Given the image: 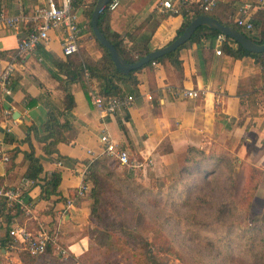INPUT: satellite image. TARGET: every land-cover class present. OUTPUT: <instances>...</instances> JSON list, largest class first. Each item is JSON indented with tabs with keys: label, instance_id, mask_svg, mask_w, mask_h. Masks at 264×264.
Instances as JSON below:
<instances>
[{
	"label": "crops",
	"instance_id": "1",
	"mask_svg": "<svg viewBox=\"0 0 264 264\" xmlns=\"http://www.w3.org/2000/svg\"><path fill=\"white\" fill-rule=\"evenodd\" d=\"M158 1L153 4V11L157 18L163 19L159 20L151 36V51L170 43L184 21L181 14H158L155 11ZM248 1L218 0L217 6L210 11L211 17L222 22L232 20L241 15L239 9ZM74 2L72 6L80 25H86L85 6L75 8ZM45 3L46 0H0V10L7 15L30 16ZM141 9L133 11L136 21L149 12L148 6ZM128 14L129 10L124 6L111 12V28L121 35L134 27L127 24ZM246 16L252 22L253 30V20L264 19V6L251 9ZM32 26L33 23L29 22L14 28H0V73L9 61L15 62V70L8 82L11 94L4 97L0 105V188H21L24 199L33 205L32 213L25 216L19 208L10 210L0 204V245L9 243L8 230L15 223L32 231L45 228L75 256L88 250L89 237L83 230L92 222L91 201L87 194L78 197L76 193L85 182V169L93 161L88 150L96 153L101 150V133H107L117 147L128 151L131 157L153 160L145 170L133 173L139 174L143 181L152 175L158 178L165 173L178 172L189 146L207 151L214 143L234 152L240 161L264 171V73L251 56L233 58L223 52L217 55L216 37L201 38L199 43L189 42L181 49L178 55L181 68L173 57L164 64H152L154 101L149 99L145 71L137 75L140 85L133 104L128 109L105 116L100 115L91 95L88 98L79 84H69L74 105L66 114L69 127L64 136L67 141L57 145L64 159L58 160L55 154L46 155L42 150L43 144L28 128L37 127L40 137L39 128L45 123L47 112L65 107V93L58 79L63 76L57 69V62L65 59L61 48L63 29L52 28L46 42L30 53L17 55L20 39ZM80 48L99 56L88 28L80 38ZM96 86V82L89 83V94H99ZM184 89L204 93L191 98L180 93ZM31 146L40 158L43 168L41 179L55 171L60 173L57 193L47 200L39 198L40 185L24 177L27 168L25 153ZM69 198L73 205L66 208ZM50 249L59 258L55 250ZM24 253L28 252L15 244L3 254L0 252V264H5L2 258L7 256H11V264H21Z\"/></svg>",
	"mask_w": 264,
	"mask_h": 264
},
{
	"label": "trees",
	"instance_id": "2",
	"mask_svg": "<svg viewBox=\"0 0 264 264\" xmlns=\"http://www.w3.org/2000/svg\"><path fill=\"white\" fill-rule=\"evenodd\" d=\"M74 7L83 5L86 25L90 33V37L94 40L95 48L99 56L88 53L84 48H80L79 53L65 56L64 60L57 62L58 74L63 77H58L61 83V89L65 93V107L62 110L53 109L47 112L45 123L39 128L42 135L38 137V129L35 126H30L29 131H33L37 136V141L42 143V150L46 155L55 154L58 160L64 159L57 150V145L66 142L64 136L65 131L69 127V122L66 119V114L73 107V96L69 90V84L77 83L83 88L85 94L90 98L89 83L96 82L97 90L103 97L123 96L129 93L136 95L140 81L137 77L139 73L145 71L147 75L148 91L150 93V100H155V85H154V70L152 62H159L164 64L168 58L173 57L175 63L181 68V62L178 59L179 51L187 46L189 42H200L201 38H214L219 33L206 26H201L195 30L190 39L179 46L174 52L164 55L151 61L137 70H132L128 74H122L114 65L108 50L100 44L94 36L90 17L97 0H91L86 4L83 0H74ZM73 2V0H72ZM111 12L107 9L100 13L98 19V27L105 37L113 44L119 54L128 63H135L140 58L147 55L151 49L149 42L154 29L162 20L163 17L158 18L150 14L141 19L139 23L121 35L111 28ZM232 12V11H231ZM206 14L212 16L210 12H204L197 6H190V13L182 12L184 18L183 23L176 32V37L180 35L190 19L195 15ZM232 14V13H230ZM233 15V14H232ZM221 24L231 26L238 31L248 36L256 43H264V19L253 20V30L245 33L241 26H238L234 18ZM221 53H225L233 58H241L243 56H251L261 65L264 73V52L251 53L242 48L237 42L229 37H225V41L220 46ZM125 88L128 90L126 91ZM157 105V104H155ZM63 118V121H61ZM231 151L225 149L218 143H214L205 151L193 146H189L182 164L178 168L179 177L173 180L168 186L177 192V187L184 188L186 194L184 195V205L188 197L192 195L193 186H198L197 189L203 188V180L211 175L216 174V168L230 164L228 159ZM27 161V168L24 177L32 181L34 184H39L41 193L39 198L43 200L49 199L51 195L57 193V188L60 182V173L55 171L41 179L43 168L40 158L35 155L34 148L31 146L30 151L25 153ZM110 159L107 157L97 158L90 162L85 169L84 179L89 186L86 193L87 198L91 201L90 204V218L94 225L101 229L106 237V252L121 253L122 247L119 244L120 236L123 240L134 244L138 250L134 256L139 264H176L166 261L160 256V252L167 247H172V240L169 237H162L161 248L154 249L152 244L145 241H139L131 233L126 234L125 228H133L135 216L139 214V206L133 200L126 198L120 188L116 186V182H132L130 175L133 173L127 168H123L126 177L118 176L114 171L109 169L107 162ZM250 165L248 174L245 176L242 192L238 197L229 196L224 202L219 204L217 210H220L224 218H217L215 224L208 222L207 224H199L194 221L192 224H199L200 227H209L211 234L208 235V242L218 250V255H221L228 264H264V212L253 217L248 221L247 209L258 189L259 182L264 181V171ZM10 163L12 164V157ZM230 166V165H229ZM165 177V176H164ZM42 180V183H40ZM192 182L193 185L190 183ZM133 184V183H132ZM133 187L139 188L138 185L133 184ZM140 195L144 196V192L150 191L147 188H141ZM161 191L155 192L154 200L157 202L160 198ZM183 191L178 190V195H182ZM165 202L173 206L172 200L175 199L173 192H166ZM0 204L5 207L4 200L0 198ZM243 208V210H241ZM240 212L242 215L240 216ZM216 230V231H215ZM219 234V235H214ZM175 244V242H174ZM181 244H183L181 242ZM2 246H6L4 243ZM90 248L81 255L87 254ZM173 249L177 254L174 246ZM226 252V253H225ZM197 255V254H196ZM139 256V257H138ZM198 256V255H197ZM21 264H75L72 261H61L56 257L53 251L48 248L45 253L38 256H31L28 253L22 255ZM198 264H212L206 258L198 256ZM1 261V254H0ZM185 264H195L183 261ZM101 264V263H96Z\"/></svg>",
	"mask_w": 264,
	"mask_h": 264
},
{
	"label": "rangeland",
	"instance_id": "3",
	"mask_svg": "<svg viewBox=\"0 0 264 264\" xmlns=\"http://www.w3.org/2000/svg\"><path fill=\"white\" fill-rule=\"evenodd\" d=\"M83 1L88 4L91 0ZM155 2L156 0H129L121 5L129 10V14L126 17L128 26H136L141 19L150 14L155 15L153 11ZM145 6H148L149 12H145L136 21V14L133 11H140ZM243 31L248 33L244 29ZM228 161L230 164L217 167L215 175L208 177V180H203L202 189H197L198 186H193L192 195L188 197L185 205L183 200L186 194L185 189L177 187V192H174L168 186L179 177L177 171L159 175L158 178L152 175L149 180L145 181L140 178L139 174L130 175L129 179L132 182L129 183L117 181L115 184L121 189L124 196L137 203L140 209L139 214L135 216L133 228H125V233H131L138 237L139 241L151 243L152 247L157 246L154 249L161 248V242L158 241L162 237H169L177 254L172 246L163 249L160 252V256L170 263L185 264L183 261H187L198 264L197 258L202 256L212 264H228L221 255H218V250L208 242L207 237L211 234V229L209 227L202 228L199 225L207 224L209 221L215 224L217 218L223 219L224 215H221L220 210H217L219 204L231 195L238 197L243 190L244 179L248 174L250 165L241 162L234 152H231ZM107 164L109 169L118 176L126 177L124 169L115 161L109 160ZM132 183L138 185L139 188L133 187ZM190 184L193 185L192 182ZM144 187L150 189V191L144 192V196L141 197L140 190ZM263 187L264 181L261 180L247 209L248 221L264 212ZM180 189L183 191L181 196L178 195V190ZM159 191H161V198L156 202L152 194ZM168 191L173 192L175 195V199L171 202L173 203L172 208H170L169 203L165 202V195ZM239 215L241 216L242 212ZM194 221L199 224L193 225ZM83 232L89 237L90 249L87 254L75 256L68 252L65 257L59 256L61 261L69 260L75 264H139L137 261L140 260H136L134 257L137 256L135 253L138 250L134 247V244L124 241L123 237L120 236L119 239V244L122 246L120 247L122 249L121 253L106 252L107 239L105 234L94 225L93 221L90 226L84 228ZM59 244L64 248L61 242ZM2 260L5 264H11V256H7L6 259L3 257Z\"/></svg>",
	"mask_w": 264,
	"mask_h": 264
},
{
	"label": "built area",
	"instance_id": "4",
	"mask_svg": "<svg viewBox=\"0 0 264 264\" xmlns=\"http://www.w3.org/2000/svg\"><path fill=\"white\" fill-rule=\"evenodd\" d=\"M129 0H108L104 6L105 9L114 11ZM218 4V0H159L155 5V11L160 15L174 16L180 15L182 12L190 13V6H197L204 12H210ZM264 6V0H250L244 3L239 12L240 16L234 17V21L238 26L250 31L252 22L246 16L248 11L253 8H261ZM101 11V12H102ZM33 23L31 29L20 39L17 47V55H25L34 51L37 46L48 40V33L52 28L62 27L63 36L61 39L62 54L68 56L79 52L80 38L84 31L87 30L86 25H80L78 15L72 6V0H46L45 5L37 7L30 16L18 14L7 15L0 10V28L16 27L20 23ZM225 35L219 33L216 36V54L220 55V46L225 41ZM156 65V62H152ZM15 70V62L9 61L0 73V105L3 103L4 97L11 94L8 85L9 78ZM186 97L197 98L202 95L203 91L194 89H184L180 91ZM91 99L94 107L99 111L100 115H109L122 109H128L134 102V95L126 93L123 96L103 97L100 94L92 93ZM150 99V95H149ZM101 144L100 152L88 150L93 160L99 156L109 157L121 167L127 168L132 173L143 171L152 165L151 158L137 159L131 157L128 151L121 150L107 133H101L99 136ZM6 159V158H5ZM89 190L87 182H83L77 190V196L82 197ZM0 198L4 200L5 207L10 210L19 208L25 216L32 213V203L24 199L23 191L19 187L0 188ZM73 205L72 199H67L66 208ZM10 241L6 246L0 245V252L3 254L6 250L15 247V244L27 251L30 255L38 256L45 253L48 248H53L58 256L65 257L68 254L67 249L60 246L57 238L51 235L48 230L41 227L36 231H32L27 226L12 224L8 230Z\"/></svg>",
	"mask_w": 264,
	"mask_h": 264
},
{
	"label": "water",
	"instance_id": "5",
	"mask_svg": "<svg viewBox=\"0 0 264 264\" xmlns=\"http://www.w3.org/2000/svg\"><path fill=\"white\" fill-rule=\"evenodd\" d=\"M107 3L108 0H97L90 17L91 29L94 36L100 42V44L103 45L108 50L110 57L114 65L118 69V71L125 75L132 70H137L141 68L143 65L151 61H154L159 57L174 52L179 46L186 43L190 39L192 34L195 32V30L200 26H207L208 28L214 29L218 33H221L226 37L233 39L235 42H237V44H239L242 48H244L248 52L251 53L264 52V43L261 44L256 43L252 41L248 36L238 31L237 29L228 25L221 24L218 20H216L215 18L209 15L200 14L193 16L190 19L184 31L180 35L175 37L166 46L150 51L147 55L140 58L135 63H128L123 59V57L119 54L117 49L105 37V35L100 31L98 27V19L100 13Z\"/></svg>",
	"mask_w": 264,
	"mask_h": 264
}]
</instances>
